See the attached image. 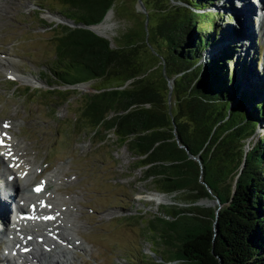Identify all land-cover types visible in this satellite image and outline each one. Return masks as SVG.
I'll return each mask as SVG.
<instances>
[{
	"label": "trees",
	"instance_id": "16d2710c",
	"mask_svg": "<svg viewBox=\"0 0 264 264\" xmlns=\"http://www.w3.org/2000/svg\"><path fill=\"white\" fill-rule=\"evenodd\" d=\"M50 1L55 3L48 10L62 22L48 26L52 55L38 71L48 86L56 87L50 94L62 93L61 87L103 79L115 68L131 73L132 79L139 76L141 68L129 62L127 55L88 29L102 23L113 0ZM178 1L181 4L168 8L154 27L153 39L160 40L157 54L164 60L167 78L173 81L177 137L192 156L199 157L201 170L195 162L181 163L185 157L167 135V112L144 108L164 103L147 86L132 92L103 89L86 96L73 129L82 122L78 135L87 128L94 136H102L103 131L112 134L118 148H125L136 160L133 168L153 178L158 192L187 190L190 204L210 197L203 186L193 188L199 169L202 182L222 207L217 219L215 210L194 207L166 210L176 217L173 222L148 221L144 233L150 241L171 249L170 258L183 260V264H264V81L253 72L252 77L247 75L252 62L241 54L237 33H224L229 25H221L227 17L220 11L227 12L229 3ZM256 53L259 58V48ZM246 81L250 90L245 88ZM258 127L261 133L253 143ZM246 145L251 150L244 154ZM143 243L141 233L134 232L117 258L128 264H163L148 263Z\"/></svg>",
	"mask_w": 264,
	"mask_h": 264
},
{
	"label": "rangeland",
	"instance_id": "374dc122",
	"mask_svg": "<svg viewBox=\"0 0 264 264\" xmlns=\"http://www.w3.org/2000/svg\"><path fill=\"white\" fill-rule=\"evenodd\" d=\"M226 1L228 0H221L220 3L226 5ZM229 2L232 8L229 6L227 12L220 11L227 17V21L221 25H229L225 29L226 34L233 36L238 32L237 41L240 43V35L246 29L234 11L241 3L238 0ZM54 3L50 0H0V64H3L0 68V121L14 120V129L11 131L21 148L23 162L35 168L34 170H40V173L32 175V182L27 179L26 184H30L28 186L40 184L46 187L43 183L45 179L55 175L56 181L46 187V193L48 197L53 194L51 198L61 205L53 208V212H59L56 213L57 216L45 219L53 223L56 229L67 225L66 228L78 240L77 243L63 238L56 240L47 246L49 254L39 256V260L28 256L26 250L22 251V256H28V260L23 261L22 257V261L29 264L47 261L55 264L56 261H64L65 257H53L52 254L59 244L70 247L65 246L69 249L67 252L62 250L64 256L69 258L63 264H92L94 260L97 264H128L119 260L116 254L124 241L129 243L133 240L134 232L141 233L144 239L143 253L148 263L153 260L157 263L161 256L171 261L172 250L163 243L157 245L158 241H150L144 232L148 227L147 222L157 216L162 208L191 209L187 192L183 195H167L165 201L158 203L155 181L145 178L141 169L133 168L136 160L125 148H118L112 134L107 136L103 131L102 136H94V132L87 128L78 135L84 124L78 122L76 130L73 126L81 103L85 102L86 96L98 90L119 89L132 92L147 86L158 92L163 102L166 101V81L158 59L161 56L157 54L161 51V43L160 40L153 39L154 27L166 15L168 8L181 2L113 0L108 13H111V18L107 21L109 28L105 33H98L110 42L112 49L127 55L129 62L141 68L139 76L132 79L129 77L131 73H125V70L111 69L103 79L81 83L73 88H58L62 93L53 94L61 97L58 99L50 94L56 87L48 86L38 75L44 61L52 55L49 47L52 31L48 26L62 24L55 13L48 10L54 7ZM260 9L263 13L264 8ZM255 21L256 19L253 22L249 19L250 28L253 29ZM245 45L249 52H245L244 47L239 50L243 55L246 53L248 61L252 62V70L248 74L252 71L257 79L264 81V39L258 34V37L250 38V44L245 42ZM258 48L261 53L259 58L256 53ZM231 68L233 71L234 66ZM11 69V74H7ZM66 98L67 101L64 102L62 99ZM144 108L152 113H161L166 110V105H145ZM5 121L7 120L2 122ZM260 131L261 128L258 127L253 143L258 141ZM1 167L2 165L0 173L3 170ZM21 182L24 184L22 180ZM3 200L0 198V205H3ZM195 205L202 210H209L215 208L217 203L216 200H203L193 204ZM7 213L6 219L10 215ZM6 224V220H0V230H4ZM63 228L57 230L61 231ZM42 233L38 234V238L28 239L30 250L33 247L36 249L39 246L37 243L42 242V237L48 234ZM49 236L53 237L50 233ZM3 241L4 237L0 234V264H6L7 246ZM38 248L41 249L40 246ZM42 249H45V244ZM159 253L163 255L160 254L159 257Z\"/></svg>",
	"mask_w": 264,
	"mask_h": 264
},
{
	"label": "bare ground",
	"instance_id": "6f19581e",
	"mask_svg": "<svg viewBox=\"0 0 264 264\" xmlns=\"http://www.w3.org/2000/svg\"><path fill=\"white\" fill-rule=\"evenodd\" d=\"M238 2L241 4L236 6L237 8L234 11V13L241 22V25H243V27L246 29L243 30L244 32H242V34L240 33L241 34L240 37L242 40V42L240 43L245 48V49L243 48L244 51L249 52V50H247L246 48L247 45L244 46L245 42L250 44V38L252 39V37L253 38L258 37V34L261 35V37L264 39V14L261 13V9H260V8H264V0H238ZM226 3L230 4L229 0L226 1ZM231 3H233V1ZM110 18H111V13L105 17L104 21L100 25L95 27L96 31L99 33H105L109 28L107 21ZM249 19H252V22L254 19H256L255 23L253 24V29L252 27L250 28L249 26ZM253 30L255 33L253 32ZM2 67L3 64L1 63L0 68ZM11 71L12 69L10 70V72L8 73L6 72V73L10 75ZM247 75L252 77V71ZM246 86L249 87V82L247 81L245 87ZM4 120L7 121L2 122ZM4 120L0 121L2 122L0 128V165H2L3 168V174L0 173V181L3 182V185L0 186V193H1L0 198L4 199L3 205H0V220L1 221L6 220V222L8 221L6 227H4L5 230L7 231V235L3 236L4 237L3 243H5L7 246L5 250V255H6L5 263L29 264V262L26 263L23 261L28 260V256H32V258L39 260V256L41 255L40 253L41 250L35 252L33 251V249L30 250L28 243L26 241L29 238H38L39 237L38 234H40V232L46 234L50 233L51 235H56V238H63L68 241H72L73 243H77L78 240H76V238L72 235L73 233L72 234L70 233L69 231L70 229L65 227L63 228V230L58 231L57 229H60L62 227H58L56 229V226L53 227L54 226L53 223H49L50 221L45 219L48 217L50 218L55 217V212H53V208L54 206L59 207L61 205L60 202H55L54 199L51 198L53 194H50V197H48L49 195L46 193L47 192L46 187L49 184H52L54 181H56V177L55 175L47 177L43 182L46 185V187H44V189L41 192L34 191V188L38 187L39 184L31 185V187L28 186L30 184L28 185L26 184L27 179H29L32 182L33 179L32 175L40 173V170L38 169L34 170L35 168L29 167L27 166V164L23 162L20 155L21 148L18 147L15 140L16 137L11 131L14 129L12 128V124L14 120L13 121H10L8 119H4ZM21 180L23 181L24 184H22ZM7 212H9L11 215L10 217H8V220L6 219V216L8 214ZM64 219L65 216L63 217V220ZM1 233H3V230H0V234ZM23 235L25 236V239H23L22 237ZM46 238L49 239L48 243L52 242L51 240L52 237L47 236ZM80 244L83 245L82 243ZM67 247L64 246L56 247V250L53 252L54 254L53 257L57 255L59 257H65L66 259H64V261L61 262L56 261L55 264H63V262L68 261L69 259L68 256H64L62 252V250H66L65 252H67V250H69ZM26 248L28 250L27 252H29V250L30 252L27 253L28 256L24 257L22 256L23 253L21 250L22 249L26 250ZM82 248L85 247L83 246ZM18 251L20 252L18 253ZM42 253H45L44 254L45 256L47 252L43 251ZM22 257H23V261H22ZM31 261H33V259ZM40 261H42V259ZM41 264H54V263L47 261L45 263L42 262Z\"/></svg>",
	"mask_w": 264,
	"mask_h": 264
},
{
	"label": "water",
	"instance_id": "95a60500",
	"mask_svg": "<svg viewBox=\"0 0 264 264\" xmlns=\"http://www.w3.org/2000/svg\"><path fill=\"white\" fill-rule=\"evenodd\" d=\"M176 1H178V0H174V3ZM140 7H142V4H140ZM108 13H109V11L105 15V17L108 15ZM105 17H104V19H105ZM104 19H103V21H104ZM100 24H98V25H100ZM98 25H96V26H98ZM96 26H90V27H88V29L90 31H92L94 34H96L97 36L100 37V34L94 29ZM83 28H85V27H83ZM110 46H111V44H110ZM158 59H160V63H161V66H162V73H163L164 79L166 81V96H165V100L166 101L164 102V104L166 105L165 112H167V115L169 116V121H170V127L168 126L169 127L168 128L166 126L167 135H168V133L170 135L169 142L172 143L177 148V150H179V151H181L183 153V156L185 157V160L181 161V163L188 164L190 161L191 162H195L197 164V166L200 167V170H201V162H200L199 157L198 156H192L189 153V151L187 150V148L184 147L180 143V141H179V139L177 137L176 127H175L176 125H175V120H174V111H175L174 110V107H175V104H174V100H173V86H172V82L173 81L171 79H168L167 76H166V74H165L166 69H165V66H164V60H163V58L162 57H159ZM188 130H190V125H188ZM167 141H168V139H167ZM250 150H251V148H249L248 146L245 147L244 154H247ZM195 183H196V187H197V185L203 186L207 190V192H208V194L210 196L209 198H203V199H200L199 201H203V200H205V201H211V200L212 201H215L216 200L217 206L215 208L209 209V210H215V218L217 219L218 211H219V209L222 206L220 205L219 199H217V197H215L212 194L211 190L206 186V184L204 182H202V176H201V173H200L199 169H198V176L196 178V182ZM196 187H193V188H196ZM186 192H187V190L186 191H180V192L177 191V192H172V193H165L163 191H159L158 192V195H157L158 197L156 198V201L158 203H162L163 201H165V196H167V195H172V194H174V195H178V194L179 195H183V193H186ZM159 194H161V195H159ZM199 201H196V202H194L192 204H190V203H188V204L191 206L190 208H193V207L196 206L197 208L201 209V207H199L197 205L193 206V204H196ZM178 210H181V209H178L177 208V210H173V211H178ZM165 211L166 210L164 208H162L161 211H159L157 213L158 215L157 216H154L152 220L155 221L157 219H160V220H163L165 222H173V221H175L176 217H172V216L167 215L165 213ZM215 224H216V222H214V225ZM165 262H167V261H165ZM170 262H179L180 264H183V260H179V259H171Z\"/></svg>",
	"mask_w": 264,
	"mask_h": 264
},
{
	"label": "built area",
	"instance_id": "2783aa9c",
	"mask_svg": "<svg viewBox=\"0 0 264 264\" xmlns=\"http://www.w3.org/2000/svg\"><path fill=\"white\" fill-rule=\"evenodd\" d=\"M151 180H153V178H150ZM157 263H163V264H174V263H176V262H168V263H165L164 261H162L161 259H158L157 260ZM177 263H179V262H177Z\"/></svg>",
	"mask_w": 264,
	"mask_h": 264
},
{
	"label": "snow or ice",
	"instance_id": "6c2138e0",
	"mask_svg": "<svg viewBox=\"0 0 264 264\" xmlns=\"http://www.w3.org/2000/svg\"><path fill=\"white\" fill-rule=\"evenodd\" d=\"M5 126H7V125H5ZM36 191L39 192V191H41V189L37 188Z\"/></svg>",
	"mask_w": 264,
	"mask_h": 264
}]
</instances>
